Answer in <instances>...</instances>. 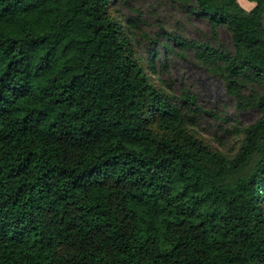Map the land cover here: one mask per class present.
I'll return each mask as SVG.
<instances>
[{
	"label": "trees",
	"instance_id": "obj_1",
	"mask_svg": "<svg viewBox=\"0 0 264 264\" xmlns=\"http://www.w3.org/2000/svg\"><path fill=\"white\" fill-rule=\"evenodd\" d=\"M249 1L180 0L230 31L232 49L196 57L261 114L227 153L196 97L154 81L123 0H0V264H264V0Z\"/></svg>",
	"mask_w": 264,
	"mask_h": 264
},
{
	"label": "rangeland",
	"instance_id": "obj_2",
	"mask_svg": "<svg viewBox=\"0 0 264 264\" xmlns=\"http://www.w3.org/2000/svg\"><path fill=\"white\" fill-rule=\"evenodd\" d=\"M239 2L247 10L256 5L249 0ZM183 5L180 0H123L116 9L146 59L150 51L158 50L155 74H151L157 85L178 99L196 97L198 105L209 112L197 118L201 136L214 148L234 152L242 141V129L256 122L260 111L241 110L219 74L196 57L193 43L232 49L230 31L224 27L214 37L209 23L191 16Z\"/></svg>",
	"mask_w": 264,
	"mask_h": 264
}]
</instances>
